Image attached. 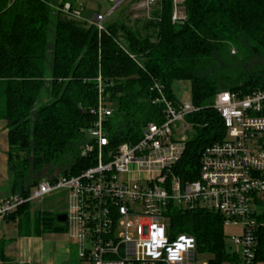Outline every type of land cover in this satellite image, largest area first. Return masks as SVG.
Here are the masks:
<instances>
[{
    "label": "trees",
    "instance_id": "16d2710c",
    "mask_svg": "<svg viewBox=\"0 0 264 264\" xmlns=\"http://www.w3.org/2000/svg\"><path fill=\"white\" fill-rule=\"evenodd\" d=\"M67 1L75 5L74 0H0V119L8 129L12 194L28 197L44 179L78 175L95 164L81 154V146L97 118L99 76L113 108L105 125L107 148L138 142L149 122L165 120L156 83L178 106L173 85L190 82L194 110L185 121L193 134L173 170L182 182L198 179L202 151L227 136L214 107L217 94L264 87V0H184L186 19L179 23L172 21L173 0H162L147 22L154 29L149 35L118 16L99 31L55 8ZM167 215L172 234L194 236L198 249L213 255L211 264L239 262L220 214L171 204ZM57 216L27 202L7 218L17 220L26 234L67 231ZM257 220L255 262L261 264L264 213ZM0 258L13 264L4 241Z\"/></svg>",
    "mask_w": 264,
    "mask_h": 264
},
{
    "label": "built area",
    "instance_id": "2783aa9c",
    "mask_svg": "<svg viewBox=\"0 0 264 264\" xmlns=\"http://www.w3.org/2000/svg\"><path fill=\"white\" fill-rule=\"evenodd\" d=\"M107 1L112 7L107 14L96 11L87 16L83 3L69 1L55 8L102 31L108 16L126 0ZM161 2L142 0L150 17ZM185 19L184 0H173V23ZM98 82L97 118L81 146V154L93 157L95 164L78 175L44 179L28 197L0 198V219L24 203L63 189L70 199L69 209L63 212L65 223L78 244L81 264H201L197 255L205 251L198 249L194 236L172 234L167 212L171 204L204 208L220 214L224 225L241 229L240 235L228 237L237 247L236 264H256L255 230L264 209V87L217 94L214 107L224 120L227 136L202 151L198 179L182 182L173 168L185 149L187 137L177 133L185 115L194 110L191 101L176 106L156 83L166 105L165 120L149 122L138 142L107 148L105 125L113 108L103 95L101 76Z\"/></svg>",
    "mask_w": 264,
    "mask_h": 264
},
{
    "label": "crops",
    "instance_id": "0c3cea01",
    "mask_svg": "<svg viewBox=\"0 0 264 264\" xmlns=\"http://www.w3.org/2000/svg\"><path fill=\"white\" fill-rule=\"evenodd\" d=\"M83 4L85 6V3ZM85 8L86 11L92 13L98 11L89 6ZM8 150L7 123L4 119H0V198L12 195ZM17 224V220L0 219V242L5 243V254L10 260L8 262L13 264H67L72 261V247L69 244L72 238L68 228L64 232L26 234L22 233V229H19ZM0 264H4L1 258Z\"/></svg>",
    "mask_w": 264,
    "mask_h": 264
},
{
    "label": "rangeland",
    "instance_id": "374dc122",
    "mask_svg": "<svg viewBox=\"0 0 264 264\" xmlns=\"http://www.w3.org/2000/svg\"><path fill=\"white\" fill-rule=\"evenodd\" d=\"M75 2L83 1L85 6H89L93 10H98L104 14H107L109 10L112 9L111 4L107 0H74ZM89 12V11H88ZM87 13V12H86ZM92 13V12H90ZM87 16H91L87 13ZM118 16L120 19L124 20L129 25L140 30L143 35H149L153 32V28L147 27V22L153 15L148 16L146 8L142 4V0H126L123 5L116 11H114L110 16H108L107 21ZM53 31L50 33L49 42H53ZM174 93L176 97L181 101H190L191 100V85L188 81H177L173 85ZM47 97L44 95L42 100L45 101ZM182 127L178 130L177 137L185 136L189 137L193 134L192 126L186 121L182 122ZM33 208L38 210H44L52 213L53 216H57L59 213L67 211L70 207L69 193L66 190H56L46 194L41 199H36L32 202ZM168 227L170 228V220H168ZM48 233V232H45ZM44 233V234H45ZM225 234L228 246L230 249L236 250L237 247L233 245L229 236L231 234H241V229L237 226L225 225ZM70 246L72 247L71 260L69 264H81L79 260L78 253L79 247L77 242L72 239L70 241ZM214 257L212 254L207 252L198 253L197 259L203 264L206 261L212 260ZM67 263V264H68ZM223 264H229L227 262Z\"/></svg>",
    "mask_w": 264,
    "mask_h": 264
},
{
    "label": "water",
    "instance_id": "95a60500",
    "mask_svg": "<svg viewBox=\"0 0 264 264\" xmlns=\"http://www.w3.org/2000/svg\"><path fill=\"white\" fill-rule=\"evenodd\" d=\"M57 220L59 221V222H66V220H67V215L65 214V213H60V214H58V216H57Z\"/></svg>",
    "mask_w": 264,
    "mask_h": 264
},
{
    "label": "clouds",
    "instance_id": "9594fccd",
    "mask_svg": "<svg viewBox=\"0 0 264 264\" xmlns=\"http://www.w3.org/2000/svg\"><path fill=\"white\" fill-rule=\"evenodd\" d=\"M190 243V242H189ZM175 258V257H174Z\"/></svg>",
    "mask_w": 264,
    "mask_h": 264
}]
</instances>
